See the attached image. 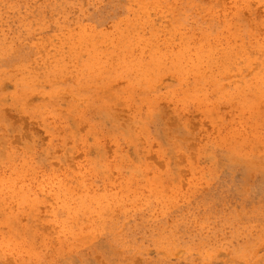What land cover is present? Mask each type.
Listing matches in <instances>:
<instances>
[{
  "label": "rangeland",
  "instance_id": "rangeland-1",
  "mask_svg": "<svg viewBox=\"0 0 264 264\" xmlns=\"http://www.w3.org/2000/svg\"><path fill=\"white\" fill-rule=\"evenodd\" d=\"M0 264H264V0H0Z\"/></svg>",
  "mask_w": 264,
  "mask_h": 264
}]
</instances>
